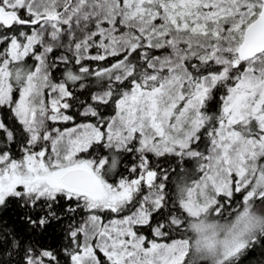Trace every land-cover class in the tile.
Instances as JSON below:
<instances>
[{
    "label": "snow or ice",
    "instance_id": "6c2138e0",
    "mask_svg": "<svg viewBox=\"0 0 264 264\" xmlns=\"http://www.w3.org/2000/svg\"><path fill=\"white\" fill-rule=\"evenodd\" d=\"M0 264H264V0H0Z\"/></svg>",
    "mask_w": 264,
    "mask_h": 264
}]
</instances>
